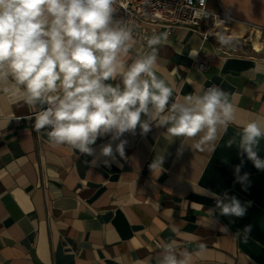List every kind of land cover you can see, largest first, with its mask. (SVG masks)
<instances>
[{
	"label": "crops",
	"instance_id": "0c3cea01",
	"mask_svg": "<svg viewBox=\"0 0 264 264\" xmlns=\"http://www.w3.org/2000/svg\"><path fill=\"white\" fill-rule=\"evenodd\" d=\"M208 9L232 19V37L264 32V0H209ZM154 33L164 29L147 26V37ZM134 37L133 54L146 51V40ZM201 57L211 59L205 71L195 69ZM157 75L174 86L176 101L219 86L237 108L235 122L200 147L179 137L167 142L162 127L143 136L138 127L121 137L125 155L113 160L100 154L109 136L97 139L92 156L53 146L33 128L28 107L0 92V264H156L171 240L178 251L207 245L191 264H264V170L227 147L242 125L264 117V55L221 54L199 32L179 28L159 46ZM160 155L161 171H153ZM237 165L248 173L246 185L236 180ZM224 194L246 207L243 217L220 215L216 200Z\"/></svg>",
	"mask_w": 264,
	"mask_h": 264
},
{
	"label": "clouds",
	"instance_id": "9594fccd",
	"mask_svg": "<svg viewBox=\"0 0 264 264\" xmlns=\"http://www.w3.org/2000/svg\"><path fill=\"white\" fill-rule=\"evenodd\" d=\"M117 0H0V92L23 102L33 115V128L53 146L67 145L92 156L98 138L109 136L100 154L125 155V133L146 135L152 126L165 128L167 142L195 140V147L215 142L236 119L237 108L219 86L201 88L173 100L174 86L157 75L159 46L168 33L145 37L146 51L133 54L134 30L116 18ZM222 47L234 43L230 34L216 36ZM131 55L130 62L125 57ZM238 137V139H237ZM264 117L256 116L227 141L264 170L259 155ZM115 143V149L113 143ZM163 155L150 164L162 168ZM107 163V161H105ZM237 182L248 173L235 167ZM222 216L243 217L246 207L235 196L217 198ZM212 216V210H209ZM210 216V217H211ZM220 231L227 232L226 226ZM250 226L246 227L244 239ZM238 232L234 238H239ZM207 245L178 251L171 240L161 247L156 264H191Z\"/></svg>",
	"mask_w": 264,
	"mask_h": 264
},
{
	"label": "built area",
	"instance_id": "2783aa9c",
	"mask_svg": "<svg viewBox=\"0 0 264 264\" xmlns=\"http://www.w3.org/2000/svg\"><path fill=\"white\" fill-rule=\"evenodd\" d=\"M209 0H117V17L132 27L141 39L147 37V26L164 29L168 36L179 28L190 29L201 34L204 41L210 37L211 27L230 22L226 14L208 9ZM195 69L205 71L211 64L209 58H198Z\"/></svg>",
	"mask_w": 264,
	"mask_h": 264
},
{
	"label": "rangeland",
	"instance_id": "374dc122",
	"mask_svg": "<svg viewBox=\"0 0 264 264\" xmlns=\"http://www.w3.org/2000/svg\"><path fill=\"white\" fill-rule=\"evenodd\" d=\"M231 27L230 22H220L216 26L211 27L210 37L208 41L215 47L221 54L232 53L240 55H252L258 53L264 55V32L248 31L243 37H233L234 43L231 46L222 47L218 44L217 34H229ZM228 32V33H227Z\"/></svg>",
	"mask_w": 264,
	"mask_h": 264
},
{
	"label": "bare ground",
	"instance_id": "6f19581e",
	"mask_svg": "<svg viewBox=\"0 0 264 264\" xmlns=\"http://www.w3.org/2000/svg\"><path fill=\"white\" fill-rule=\"evenodd\" d=\"M228 33V32H227Z\"/></svg>",
	"mask_w": 264,
	"mask_h": 264
}]
</instances>
